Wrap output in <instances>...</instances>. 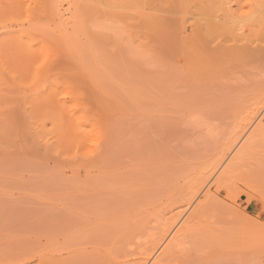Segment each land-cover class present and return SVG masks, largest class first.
I'll use <instances>...</instances> for the list:
<instances>
[{
    "label": "rangeland",
    "instance_id": "1",
    "mask_svg": "<svg viewBox=\"0 0 264 264\" xmlns=\"http://www.w3.org/2000/svg\"><path fill=\"white\" fill-rule=\"evenodd\" d=\"M263 115L264 0H0V264H264Z\"/></svg>",
    "mask_w": 264,
    "mask_h": 264
},
{
    "label": "bare ground",
    "instance_id": "2",
    "mask_svg": "<svg viewBox=\"0 0 264 264\" xmlns=\"http://www.w3.org/2000/svg\"><path fill=\"white\" fill-rule=\"evenodd\" d=\"M257 111H258V110H257ZM259 111H260V110H259ZM259 111H258V112H259ZM258 112L255 114V116L258 114ZM255 116H254V117H255ZM255 119H256V118H255ZM258 122H259L260 124L264 122V115H263L262 117H260V119H259ZM151 256H152V255H151ZM151 256H150V257H151ZM153 256H154V255H153ZM151 258H152V257H151ZM152 260H154V259H152ZM147 261H149V258H147ZM154 264H156V263L154 262Z\"/></svg>",
    "mask_w": 264,
    "mask_h": 264
}]
</instances>
